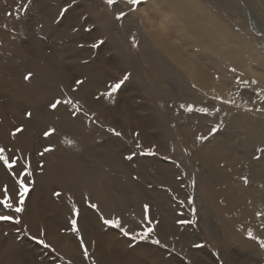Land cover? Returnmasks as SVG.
<instances>
[{"label":"rangeland","instance_id":"obj_1","mask_svg":"<svg viewBox=\"0 0 264 264\" xmlns=\"http://www.w3.org/2000/svg\"><path fill=\"white\" fill-rule=\"evenodd\" d=\"M154 1L142 0L133 12L130 11L132 6L124 3V0H117L112 7H109L104 0H43L51 6V13L44 16V7L39 5V0H0V148L5 149L4 155L18 161L11 171L0 162V199H3V190L7 187L15 207L18 200L16 178L23 170L25 163L29 164L31 172V175L25 178L29 192L25 197L24 211L16 214L0 205V215L10 214L20 219L18 225L10 221H0V238L9 239L8 244L28 249L33 254L36 264H76L72 260L74 257L79 259V264H99L100 261L96 259L95 253L93 254L95 240H92L89 245L86 242L87 238L85 239L80 231L81 217L86 221L83 224H88L97 234L106 236L110 232L114 239L121 241L123 250L155 253L156 249L162 248L159 252L166 261L174 253L176 256H171V259H177L180 261L179 264H195L183 257L180 258L181 255L174 250H170L171 253L167 252L169 248L173 249V246L164 245L165 238L157 228L159 219L150 215V210H154L156 206H154V199L145 200L148 189H153V192L161 197L160 205L168 204L175 211L174 223L178 228L177 233L180 234L185 230L190 234L194 240V249H203L211 257L212 261L207 264H225L220 259L216 243L211 237L213 226L218 225L221 219L213 216L210 218L212 227L207 230L202 227L197 215V209L202 206L201 196L199 186L196 184L197 175L192 172V164L195 166L197 163L186 155L179 159V154L175 150L180 149L182 142L178 144L179 142L172 140L171 136L175 134L173 132L175 129L166 124L160 112L163 104L156 98L158 94L151 91L149 78L151 76L148 74L150 65L139 60V51L143 48L153 49L154 52L162 51L160 46L165 42L160 44L161 39L158 33L163 32L162 34L167 35L168 29L173 28L175 32L174 34L171 32L170 36L176 35L181 38L183 35L184 39L181 38L183 42H178L181 46L187 45V38L188 45L191 37L199 41L201 38L197 34L187 35L185 29L187 28L188 32L190 29L184 22H176L174 27V23L167 21L172 12L166 14L158 11L156 17H151L149 13L153 11V8L150 9L147 5ZM195 2L203 6L206 14L215 19L223 28L224 34L232 36L234 43H229L230 47L239 54L235 61L237 63L234 62L233 67L225 60L224 63L223 59H218L210 50H204L206 57L216 58L215 60L220 61L223 66L211 69L208 73L218 77L220 75L218 72H222L220 68H224L222 73L225 75L222 81L225 92L228 94L225 83L232 82L236 87L235 96L240 97L242 94L245 99H252L253 105L250 103L248 105L254 107V113L258 114L256 129L262 133L261 130H264V0H247L246 7L239 0H195ZM165 5L166 2L162 0L160 6L156 8ZM65 9L66 11L61 15L62 10ZM249 9L260 25L259 30L250 21ZM160 10L164 9L160 8ZM120 11L127 13V16L116 20L115 16ZM174 18L175 16L172 17ZM160 21L164 22L163 25H166L167 29L159 25ZM133 37L136 47L132 46ZM70 38L74 39L72 45H68ZM98 41L103 43L95 48L92 47ZM34 42L42 44L41 51L44 58L48 56L54 59L55 64L51 65L53 68L44 66L41 52L34 48ZM168 60H170V66H166V69L173 76L169 86L171 89L179 88L180 80L175 78L182 75L186 77H184L186 81L188 78L182 70L178 71L173 60L165 58L159 61L166 64ZM157 66L156 64V69ZM94 69L101 73L104 80L100 86L90 88L85 85L90 75L94 73ZM29 73L31 76L25 80L24 77ZM125 74H129V80L111 97L104 95L109 91V86L118 82ZM240 76L246 78L252 88L240 85ZM153 79L157 80V76ZM77 80L82 83L77 84ZM253 80L256 83H252ZM191 84L190 82V88L198 90ZM82 85V89L84 88L86 93L90 94L93 102L100 101V105L102 104L100 108L89 112L84 107L83 101L77 99ZM229 89L230 92L233 91L231 86ZM172 91L174 95L179 94L173 89ZM117 94H119L118 97ZM159 95L163 98L165 105L170 108L173 106L172 102L165 98L162 89ZM58 99L62 103L55 109L51 108L50 105ZM175 99L179 102V97ZM210 100L212 103L207 108L208 112L215 108L219 116L217 105L215 103L213 105L214 99L208 97V101ZM64 101H72V104ZM128 101H132L131 105L136 115L152 113L151 116L156 117L157 120L158 116L161 117L159 124L164 128L158 124L152 128L151 132L155 135L161 133L162 137L164 133L167 135L158 140L162 149L154 145L146 148L139 142V130L134 129L136 127L130 120L120 121L116 118L117 120H114L116 124L113 125L108 116L104 118L106 121L99 118L97 111L105 112L116 104L121 107ZM177 107L179 109L180 105L178 104ZM252 108H247V111ZM28 113L31 115L29 116ZM118 117L121 118V115L118 114ZM231 118L235 119L234 116L230 117L229 123L234 127L230 129V132L240 135L243 127ZM215 121L214 124L218 125L215 127L217 130L215 132L211 130V136L206 137L209 144L214 137H218L220 141L226 137L225 127H221L218 120ZM211 122L213 124V121ZM210 126L205 127L203 135L209 132ZM17 128H21L22 131L13 136L12 133ZM110 128L120 132L121 135L116 136L109 132ZM50 129L54 131L49 136H45L44 133ZM180 130L178 128L179 132ZM184 133L187 132L184 131ZM175 136L178 138L179 135ZM243 140V135H240L231 141L235 145ZM137 142L140 144L139 148L136 146ZM241 144L245 145V142ZM46 148L50 151L45 152ZM259 148L261 150L257 152ZM149 149L151 154H147ZM263 150L264 143L262 147L256 146V154L253 155L255 161L260 160L261 156L264 157ZM110 151L115 152L116 158L107 155ZM245 152L240 153L238 150L236 154L246 159L251 158L249 154L251 151ZM129 156L131 159H128ZM147 161L170 166L173 171L171 179L174 181V186H159L144 174L142 179L135 168L139 162L145 165ZM49 173L55 174L57 178L51 179L48 176ZM151 179L154 177L152 176ZM105 182L108 189L103 196V191L96 189V183L101 186L100 183ZM118 184L120 186L115 187ZM241 185L245 189L249 187L247 183L244 185L241 183ZM226 186L222 188L228 191ZM218 188L220 186L215 187V190H220ZM252 192L253 188H250L246 194L251 195ZM55 193L60 195L57 196ZM140 200H144V204ZM190 200L191 203H189ZM249 203L250 200L245 206H250ZM90 204H96L97 209L89 207ZM123 204L126 205L122 206ZM73 205L78 210L76 216L72 214ZM145 205L148 206L147 220L144 219ZM209 210L210 214L215 213L211 207ZM125 215L130 216L125 217ZM101 217L119 219L121 226L130 233L142 231L144 227H152L154 232L148 240H133L130 236L123 235L119 228L105 225ZM71 219L77 220L78 233L71 231ZM134 221L138 223L136 226L131 225ZM180 221H187V223H180ZM227 231L226 229L220 234L225 240L228 238L226 243L232 238L229 233L226 234ZM42 232L43 235H41ZM66 235L70 236L68 241H57V237ZM77 236L82 239L83 248L80 247V239H77ZM152 239H158L160 244H153ZM39 240H44L49 247H44L38 242ZM233 241L231 240L228 244L231 245ZM238 242L241 240L234 243L235 249ZM85 250L88 252L87 258L84 256ZM237 252L239 256L236 258L240 257V259L236 260L235 264H242L241 261L246 262V259L241 257L244 254ZM22 263L17 262L16 259L13 260V264ZM0 264L3 263L0 262Z\"/></svg>","mask_w":264,"mask_h":264},{"label":"bare ground","instance_id":"obj_2","mask_svg":"<svg viewBox=\"0 0 264 264\" xmlns=\"http://www.w3.org/2000/svg\"><path fill=\"white\" fill-rule=\"evenodd\" d=\"M161 1L162 0H155L152 4L147 5L148 8H153V11L149 13L151 17H156V15H158V11L166 14H170L172 12V15L170 14L169 20L167 21L174 23V27H176V22H184L185 26L190 29L188 32V29L186 28V32H184L187 35L189 34V36L190 34H197V36H200L201 40H193V37H191L189 39L188 45L187 38V45H184V47L178 43L183 42V35L181 37L182 39L180 37L178 38L176 35L170 36V33H173L174 31L172 30L173 28L168 29L167 35L165 33L162 34L163 32L161 34L158 33L161 39L160 44H164L165 42L164 45L160 46L162 51L157 50L154 52L153 49L145 50V48H141L142 50L139 51L140 59L138 57L137 61L139 59L144 61L148 66L150 65L148 74L151 76L149 77L152 88L151 91L156 95L158 94L156 98L163 104L160 110L162 113L161 116L164 118L168 126L176 130H173L175 134H172V140L174 142L176 141L177 143L179 142L178 144L182 142V144H180V149L175 150L176 153L179 154V159L181 156L186 155L187 157L192 158L195 163H197L195 166L192 164V172L193 174L197 175L196 184L199 186L202 203V206L197 209V215L200 218L199 220L205 230L212 227V223H210L211 217L215 216L221 219L218 225L213 226L214 229L211 237L216 243L220 259L225 264H235V261L240 259V257L236 258L239 256L237 251L243 253L244 255L241 257L246 259V262L241 261L242 264H264V248H261L259 243V241H264V157L261 156V159L256 161L253 157V155L256 154V146H263L264 130H261L262 133H260L256 129L258 126L256 121L258 114L254 113V107L252 108L250 105H248L249 103L252 104V99H245L242 94L240 97L235 96L234 91H236V87L232 82H229L228 84L225 83V88L228 90L227 94L224 90V82L222 81V78L224 79L225 75L222 73L224 68H220L222 72H218V74H220L218 77H214L213 74L208 73L211 69H216L223 66L221 65L220 61L215 60L216 58L213 59L211 56L206 57L204 55V50H210L213 55H216L218 59H223V62L225 60L226 63L228 62L233 65L237 60L236 57H239V54L230 47L229 43L232 44L233 42L232 36L227 33L224 34L223 28L218 25L212 16L206 14L204 7L198 5L196 3L197 1L195 2V0H163L166 2V5L158 7L157 9L156 6H160ZM239 1L243 3L245 7L247 6V0ZM39 5L44 7V16H47L51 13V6H49L46 2L39 0ZM193 7H195V9H193ZM160 8H163L164 10H160ZM248 13L250 14V21L254 23L259 30L260 25L251 15L250 9ZM164 16L166 17V15ZM174 16L175 18L172 19ZM148 17L150 18V16ZM163 24V21L159 22V25H162L163 29H167L166 25L164 26ZM68 42V45H72L74 43V39L70 38ZM34 48L41 52V60L43 61L44 66L53 68L51 65H54L55 61L52 57L47 56V58H44L42 53L43 51H41L43 50L42 44L34 42ZM188 48L190 49L188 50ZM165 58L173 60L176 63V67H178V71L182 70L188 78V81L184 79L185 76L183 75L177 76L175 78L180 80L178 85L179 88L172 87V89L177 91V93H179L178 95H174V92L169 86L170 81L173 80V76L170 75L166 69V66H170V60H168L166 64L162 63V61H159L160 59ZM195 60L197 62H195ZM156 64L158 65L157 69L155 68ZM233 67L231 68L233 69ZM93 68L95 67L93 66ZM90 70L91 69H89V71ZM236 70H238L237 66ZM93 71L94 73L90 75L88 83L85 85L89 86L90 88L100 86L104 80L99 71H96V69ZM155 76H157V80L153 79ZM239 78L241 82L240 85L252 88L250 87L251 84L248 83L249 81L247 82L246 78L243 76H240ZM190 82L192 83L191 85L197 87L198 90H193L190 88ZM229 86L233 88L232 92L229 91ZM82 87L83 85L81 86V91L78 92L77 99L79 101H83L84 107L87 109V111L90 112L93 109L97 110V108H100L102 105H100V101L99 103L93 102L91 100L90 94H87L85 89H82ZM161 89L165 98L170 100L174 107L172 106L170 108L168 105L164 104L163 98L159 95ZM118 96L119 94H117V97ZM175 97H179V102L175 99ZM208 97H210V99H214L215 102H213V105H217L219 116L216 114L217 112L215 111V108H212L211 112H208L207 108L209 107V104L212 103L211 100L208 101ZM131 102L132 101L125 102L121 107L116 104L113 108L106 109L105 112L102 110L97 111L99 118L105 120L104 118L108 116L113 125L116 124L114 120L117 119H120V121L123 119L130 120L131 124L136 127L134 129L139 130V142H141L146 148L154 145L156 148L162 149V147L159 146L160 142H158V140L160 138L163 139L167 135L164 133L162 137L161 133L155 135L151 132L152 128L159 124V119L161 117L158 116L157 120L156 117L151 116L152 113H149V115L144 113L143 116H139L140 113L136 115ZM178 104L180 105L179 109L177 107ZM189 106H191L193 109L192 111L187 110ZM199 108H205L207 109V112L205 113L196 111V109ZM247 108L252 109H250L249 112L247 111ZM141 109L146 110L144 108ZM243 109H246L247 112L243 111ZM118 114L121 115V118L118 117ZM231 116H234L235 118H231V120L235 121L236 124H241L243 127V131H240V135H243L244 140L239 141L235 145H233V141L231 140L240 135L238 133L230 132V129H234L233 124L231 125L229 123ZM215 120L220 122L221 127H225L226 137L221 141L218 137H214V141L212 140L211 144H209L206 141V137L211 136V130L218 126L214 124L216 122ZM211 121H213V124ZM208 125L213 126H210L209 132L206 135H203L205 127ZM241 126L240 128L242 129ZM160 127H163V125H160ZM178 128L181 129L180 132L178 131ZM184 131L187 133H184ZM173 132L171 131V133ZM175 135H179L178 138ZM243 142H245V145L241 144ZM231 144L232 146H230ZM238 150L240 153L250 150L252 153L251 154L249 152L251 158L246 159L244 157L238 156L236 154ZM259 150H261V148L257 149V152ZM114 153L115 152L110 151V153L107 155L116 158ZM219 164H221V166H219ZM135 171L142 179L144 178L142 174H144L150 181L152 180V182L157 183L159 186H174V181L171 179L173 171L170 166L153 161H147L145 165H141L139 162L135 168ZM48 176L51 177V179L57 178L53 173H49ZM152 176L154 179H151ZM245 179L247 180V185L253 182L247 189L241 187V183L243 185L245 184ZM100 184L101 186L96 183V189L98 191H103L102 195L105 196L108 189L107 183L105 182ZM227 184L228 186H226ZM119 186V184L115 185V187ZM219 186L220 188L218 189L220 190L216 191L215 187ZM225 186L228 191L222 188ZM250 188H253V192L251 195L246 194ZM147 194L148 195L145 196V200H149V198L155 200L154 206H156V208L154 210H150V215L159 219L157 228L159 233H161L163 238H165L166 243H164V245H166V247L167 245L173 246V249L169 248L167 252L171 253L170 250H174L181 255L180 258L183 257L190 263H210L212 259L203 249H194V240L189 233H187L185 230H183L182 233L180 232V234L177 233L178 228L174 223L176 221V217L174 215L175 211L171 209L168 204L160 205L159 203H161V197L153 192V189H148ZM248 200H250V206H245ZM140 201L144 204V200ZM125 205L126 204H123L122 206ZM210 207L215 212L213 215L212 213L210 214ZM251 208H253V210H251ZM130 215H125V217H129ZM80 222V231L84 234L85 239L87 238L86 242L89 245H91L92 240H95L96 242V244L93 246V254L95 253L94 255L96 259L100 261L98 262L99 264H149V262L151 264H179L180 262L175 258L171 259V256H176L174 253H172L170 259L166 261L165 257H163L159 252V250H162V248L159 250L156 249L155 253H149L148 251L138 253L137 251L123 250L121 248V241L114 239L110 232L107 233L108 235L106 236L97 234L92 228L90 229L88 224H83L86 223V221L82 219V217L80 218ZM137 224L138 223L135 221L131 222L132 226H136ZM226 229L228 230L226 234L229 233L230 236H232L231 240H234L231 245L228 244L231 240L226 243L228 238L225 240L223 238L224 236L220 235L221 232H225ZM249 231H251L253 234L252 238H249L247 235ZM87 232L89 234H87ZM69 238L70 236L68 235L64 237L59 236L57 237V241H68ZM239 240H241V242L237 243V248L235 249L236 245L234 246V243ZM8 243L9 239L7 240L0 238L1 263L13 264L14 259H16L17 262H23L22 264L37 263L32 257L33 254H31L28 249L19 245H11ZM223 243H225V245H223ZM60 246L62 247V244ZM72 260L74 263L79 264V259H75L74 257ZM199 260H201V262H199Z\"/></svg>","mask_w":264,"mask_h":264},{"label":"snow or ice","instance_id":"obj_3","mask_svg":"<svg viewBox=\"0 0 264 264\" xmlns=\"http://www.w3.org/2000/svg\"><path fill=\"white\" fill-rule=\"evenodd\" d=\"M104 2L109 6L112 7L117 3V0H104ZM124 3H126L127 5H131L132 7L130 8V11H135L136 10V6L140 5L142 3V0H124ZM65 10H62L61 15L64 14ZM127 13L120 11L116 14L115 19L116 20H120L122 18H126ZM87 31V29H86ZM103 41H98L97 43L93 44L92 47H97L98 45L102 44ZM132 46L136 47V42H135V38H132ZM31 76V73H29L28 75H26L24 77L25 80L29 79V77ZM130 78L129 74H125L123 76L122 79H120L118 82H115L113 84H111L109 86V91L106 92L104 95L111 97L113 93H115L118 89L121 88V86L128 81ZM77 84L82 83L81 81L77 80L76 81ZM252 83H256V81H252ZM75 90V89H74ZM65 103H69L72 104V101H64ZM62 101L61 100H56L54 103H52L50 105L51 108L55 109L59 104H61ZM73 107H75V105L73 104ZM183 107V106H182ZM188 111H192L193 109L191 108V106L188 107L187 109ZM196 111L199 112H207V109L205 108H199L196 109ZM28 115L30 116L31 113H28ZM217 129L213 128L212 131L215 132ZM22 129L21 128H17L15 129V131L12 133L13 136H15L17 133L21 132ZM54 131V129H50L49 131H46L44 133L45 136H49L52 132ZM109 132H112L114 135L116 136H120L121 133L116 131L115 129H108ZM138 135V134H137ZM199 139V138H198ZM68 143H72L71 141H68ZM137 148L140 147L139 142H137L136 144ZM45 152L50 151V149L46 148L44 150ZM5 149L4 148H0V162L3 163L4 167L7 168L8 170H12L13 167L18 163V161L15 158H10L9 156L4 155ZM142 155L145 153H141ZM147 154H151V150H147ZM41 155H43V153H41ZM128 159H131V156L128 157ZM31 172L29 171V164L25 163L23 165V170L19 173L18 177L16 178V184L18 185V200L16 201V206L14 207L13 204V200L12 197L8 194V189L7 187L4 188L3 190V199H0V205L3 206L4 209L6 210H10L13 213L19 214L21 212L24 211L23 205L25 203V197L27 196L28 192H29V187L27 185V183L25 182V178L27 176H30ZM245 183H247V180L245 179ZM55 195L59 196V193H55ZM189 203H191V200L189 201ZM89 207L93 208V209H97V205L96 204H90ZM147 211H148V206L145 205V216L144 219L147 220L148 216H147ZM72 214L73 216L78 215V210L76 209V207L73 205L72 207ZM101 219L103 220V223L105 225H110L116 228H119L120 232L123 233V235L125 236H130L131 239L133 240H148L151 236V234L154 232V229L152 227H144L142 229V231L139 232H134V233H130L127 230H125L124 227L121 226V222L119 219H105L104 217H101ZM0 221H10L13 224H20V219L18 216H13L10 214H5V215H0ZM71 223V231L73 233H78L79 229L77 227V220L76 219H71L70 221ZM180 223H187V221H180ZM44 233L42 232L41 235H43ZM249 238H252L253 234L251 231H249L247 233ZM77 239H80L79 236H77ZM40 244H42L44 247H49L48 244L45 243L44 240H39L38 241ZM152 243L153 244H160V241L158 239H152ZM260 243V247L264 248V241H259ZM80 247L83 248L84 247V243L82 241V239H80ZM197 247H199V245H197ZM84 256L85 258L88 257V252L87 250L84 251Z\"/></svg>","mask_w":264,"mask_h":264}]
</instances>
